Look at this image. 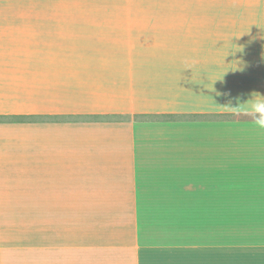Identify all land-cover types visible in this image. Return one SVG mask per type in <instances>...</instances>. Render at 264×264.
Wrapping results in <instances>:
<instances>
[{"label": "crops", "instance_id": "crops-1", "mask_svg": "<svg viewBox=\"0 0 264 264\" xmlns=\"http://www.w3.org/2000/svg\"><path fill=\"white\" fill-rule=\"evenodd\" d=\"M254 92L264 0H0V212L111 211L120 250L164 245L148 264H264V130L232 107Z\"/></svg>", "mask_w": 264, "mask_h": 264}, {"label": "rangeland", "instance_id": "rangeland-1", "mask_svg": "<svg viewBox=\"0 0 264 264\" xmlns=\"http://www.w3.org/2000/svg\"><path fill=\"white\" fill-rule=\"evenodd\" d=\"M87 188L90 191L112 189L111 182H96V186H87ZM82 189L69 187L71 191ZM27 200L30 201L31 198ZM80 200L73 204H81L87 199ZM105 204L113 205L112 202ZM109 212L111 211L104 213H23L16 210L0 212V264H139L135 257H140L145 264H148L147 259L151 256L164 255V245L157 246L150 243H143V248L135 252H139L138 255L133 254V249L127 247V244H125L126 249L120 250V244L114 243L121 240L129 241L127 240L129 234L115 237L113 227L115 214ZM166 217L169 221L166 218L165 221L158 220V222L159 226L165 227V230L160 229V231H165L166 254L169 256L176 254V214H167ZM128 221L132 224L134 219L132 217L124 219V222ZM143 235L148 237L145 231ZM40 236L46 240L44 242L41 239V244H39ZM114 245L119 246L117 248ZM117 249L120 252H117Z\"/></svg>", "mask_w": 264, "mask_h": 264}, {"label": "clouds", "instance_id": "clouds-1", "mask_svg": "<svg viewBox=\"0 0 264 264\" xmlns=\"http://www.w3.org/2000/svg\"><path fill=\"white\" fill-rule=\"evenodd\" d=\"M232 107L237 114L250 117L255 128L264 130V94L254 92Z\"/></svg>", "mask_w": 264, "mask_h": 264}, {"label": "trees", "instance_id": "trees-1", "mask_svg": "<svg viewBox=\"0 0 264 264\" xmlns=\"http://www.w3.org/2000/svg\"><path fill=\"white\" fill-rule=\"evenodd\" d=\"M18 118V119H17ZM22 117H16V119H12L13 121H20L19 119Z\"/></svg>", "mask_w": 264, "mask_h": 264}]
</instances>
